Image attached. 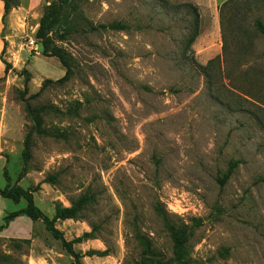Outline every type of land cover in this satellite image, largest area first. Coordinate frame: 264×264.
Returning <instances> with one entry per match:
<instances>
[{
  "label": "rangeland",
  "instance_id": "obj_1",
  "mask_svg": "<svg viewBox=\"0 0 264 264\" xmlns=\"http://www.w3.org/2000/svg\"><path fill=\"white\" fill-rule=\"evenodd\" d=\"M56 1L19 0L3 23L0 0V45L11 65L5 73L0 60V157L12 180L33 125L27 105L43 108V132L32 137L18 184L49 218L56 206L93 197L81 218L56 224L77 241L81 264H139L138 236L170 261L157 203L193 228L188 264H264V37L255 27L264 0L223 9L204 0H70L54 38L72 74L41 91L66 70L27 41ZM192 7L199 35L186 47ZM112 23L126 28H98ZM231 162L238 166L222 186ZM1 199L3 214L26 205ZM72 263L41 221L22 216L0 234V264Z\"/></svg>",
  "mask_w": 264,
  "mask_h": 264
},
{
  "label": "trees",
  "instance_id": "obj_2",
  "mask_svg": "<svg viewBox=\"0 0 264 264\" xmlns=\"http://www.w3.org/2000/svg\"><path fill=\"white\" fill-rule=\"evenodd\" d=\"M4 4V13L2 16V22L6 23V19L11 13L13 9H16L20 6L19 0H2ZM235 0H228L223 3L220 9H223L229 4L233 3ZM70 6V0H57L56 2L48 5L44 13L40 19L39 27L36 31L35 38L37 39L40 47L42 48V55L44 57L56 58L61 63V65L65 68V75L59 79L58 81L46 80L42 86L41 91H43L49 84L57 83L64 84L66 83L71 74L72 67L69 60V55L65 52V50L59 47L56 44L54 33L57 31L59 27H63L65 24V9ZM195 13V22H194V30L191 36L187 39L186 47H190L197 36L199 35V15L196 7H192ZM256 30L264 37V23L261 18H257L255 20ZM98 28L100 29H110V30H123L126 28L125 25L119 23H112L110 25H100ZM97 27H93L92 30H97ZM5 53V47L3 48L0 54V60L5 65V73H7L11 69L10 63H8L3 55ZM220 58L216 57L214 60L208 62L207 66L204 67V70L209 69L215 62L219 61ZM27 74V73H26ZM29 81V75L26 79V82ZM28 116L32 120L33 125L31 127L30 132L27 134L26 139L24 141V149H23V167L16 179L13 181L11 176L9 175L7 165L9 162L8 157L6 156V165L3 168V178L6 182V185L3 189H0V196L4 199L10 200L15 204H19L22 200L26 202L24 208L9 212L3 218V225L0 226V232L8 228L11 222L16 220L19 217L25 216L29 218L33 222L41 221L46 230L53 236V238L61 243L62 248L66 253L70 255L73 259L72 264H81L80 258L81 255L75 251L74 244L77 241H68L65 239L63 233L56 227V223L58 221L65 220H77L83 216L87 209V206L90 202H93V197L83 194L76 200L72 202V206L69 208H64L62 206H56L55 215L53 218H49L42 210H40L34 200V194L32 190H27L22 188L18 183L21 179H23L27 173L28 162L31 159V142L34 134H41L43 131V118L41 116V112L45 109L36 108L33 109L30 105H27ZM237 162H231L229 164V168L225 175L222 178H219V183L223 186L232 176L235 169L237 168ZM264 181V177L261 179ZM156 214L160 217L164 223V226L173 242L172 249V258L170 261H166L162 253L158 252L151 246L149 240L138 236L140 242L144 245V253L142 255L141 261L139 264H188L190 261V240L193 235V228L189 225L176 221L170 213L166 211L161 203H157L155 207ZM195 226L201 225L202 221L200 219H196ZM98 230L97 226H94L92 232L89 234H85L84 237H92L95 235Z\"/></svg>",
  "mask_w": 264,
  "mask_h": 264
},
{
  "label": "crops",
  "instance_id": "obj_3",
  "mask_svg": "<svg viewBox=\"0 0 264 264\" xmlns=\"http://www.w3.org/2000/svg\"><path fill=\"white\" fill-rule=\"evenodd\" d=\"M228 0H204V2H206L210 7H213L215 9H218L219 6H221L223 3H225ZM3 50V45H0V53ZM4 66V65H3ZM4 69V67H0V72ZM6 165V161L3 160V157H0V186H2V179H1V175L3 174V168ZM5 182V181H4ZM1 197V196H0ZM2 198V197H1ZM0 198V203H3V200ZM35 200V197H34ZM22 202V201H21ZM20 202V204H21ZM1 215H3V218L6 216V213H0ZM54 215V214H53ZM20 218V217H19ZM53 218V217H52ZM18 219V218H17ZM15 221V220H14ZM13 222L10 223V225L8 226V228H6L5 230H3L2 232H0V234H4L6 236V232L10 229V227H12ZM66 221V220H65ZM39 222V221H38ZM58 223V222H57ZM56 223V224H57ZM57 227V226H56Z\"/></svg>",
  "mask_w": 264,
  "mask_h": 264
},
{
  "label": "built area",
  "instance_id": "obj_4",
  "mask_svg": "<svg viewBox=\"0 0 264 264\" xmlns=\"http://www.w3.org/2000/svg\"><path fill=\"white\" fill-rule=\"evenodd\" d=\"M27 47L30 49V51L37 52L39 49V43L35 37H31L27 41Z\"/></svg>",
  "mask_w": 264,
  "mask_h": 264
},
{
  "label": "water",
  "instance_id": "obj_5",
  "mask_svg": "<svg viewBox=\"0 0 264 264\" xmlns=\"http://www.w3.org/2000/svg\"><path fill=\"white\" fill-rule=\"evenodd\" d=\"M2 36H4V33H2Z\"/></svg>",
  "mask_w": 264,
  "mask_h": 264
}]
</instances>
